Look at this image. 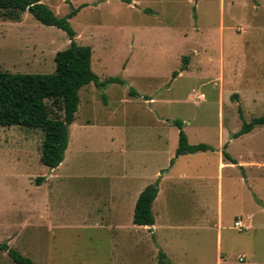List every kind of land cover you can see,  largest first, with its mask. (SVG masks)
I'll return each mask as SVG.
<instances>
[{
  "label": "rangeland",
  "instance_id": "rangeland-1",
  "mask_svg": "<svg viewBox=\"0 0 264 264\" xmlns=\"http://www.w3.org/2000/svg\"><path fill=\"white\" fill-rule=\"evenodd\" d=\"M41 1L60 17L74 11L68 20L76 40L92 47L93 70L101 80L117 76L123 83L80 89L56 172L41 162V128L0 126V219L7 198L15 204L13 219H24L19 210L32 202L41 216L29 218L58 219L55 229L42 224L32 255L21 239L11 247L38 264H157L153 248L177 264H237L242 254L245 264H264V125L234 136L264 115V0ZM69 45L65 30L29 11L21 21L0 15V70L53 73L56 53ZM132 88L140 95L132 96ZM177 119L191 144L213 150L177 158ZM157 180V219L197 225L181 231L166 221L170 229L159 231L158 246L135 247L127 221L120 239L128 238L116 245L115 224L102 219H132L128 206L137 189ZM4 253L0 264H16Z\"/></svg>",
  "mask_w": 264,
  "mask_h": 264
},
{
  "label": "trees",
  "instance_id": "trees-1",
  "mask_svg": "<svg viewBox=\"0 0 264 264\" xmlns=\"http://www.w3.org/2000/svg\"><path fill=\"white\" fill-rule=\"evenodd\" d=\"M25 11H29L41 23L65 30L70 45L56 53V70L53 73H16L0 70V126H27L41 128L44 139L41 147V162L49 168L58 167L64 159L69 144L70 125L76 118L80 102V89L90 83L104 86L107 83H123L117 76L101 80L93 70V50L76 40V31L69 22L71 12L66 17L58 16L41 0H0V15L12 21H21ZM178 72L175 71L174 75ZM132 96L140 94L132 88ZM179 128V142L176 157L198 151L213 150L207 143L191 144L183 129V121H174ZM257 125H264V115L244 123L234 136L248 133ZM224 157L232 163L237 161L224 151ZM173 158L171 163L174 162ZM43 177H38V184ZM159 191V180L148 184L140 193L134 210L133 222L138 225H153L155 215L152 203ZM16 264H38L8 243H0ZM165 253L160 252L157 264H163Z\"/></svg>",
  "mask_w": 264,
  "mask_h": 264
},
{
  "label": "crops",
  "instance_id": "crops-1",
  "mask_svg": "<svg viewBox=\"0 0 264 264\" xmlns=\"http://www.w3.org/2000/svg\"><path fill=\"white\" fill-rule=\"evenodd\" d=\"M130 1H131L130 3H132V1H134V0H130ZM135 5H136V7L140 8L144 12H148L150 14H156V12L158 13V11H156L151 6H143L142 4H140V5L135 4ZM176 77H177V75H175L174 80L176 79ZM73 124L74 123H72L70 125V127H69L70 130H71V126ZM70 130H69V137H70ZM68 146H69V144H68ZM66 151H67V149H66ZM198 152L199 153H205L206 151H198ZM175 153H176V151H175ZM182 155H184V154H182ZM63 162H64V160L61 162V164H63ZM61 164L59 166H61ZM235 164H237V163H235ZM222 165H225V163H221V166ZM57 168L58 167L51 168V171L54 170V172H56ZM178 177L180 179H184L185 175L179 174ZM33 178H34L33 176H29V182L30 183H34ZM163 178H164V175L161 174L160 180L163 181ZM160 183L161 182H159V191H158L157 197L155 198V200L152 203V210H153L154 215H156L155 216V222L153 225H138V224H135L133 222V215H134V210H135V205H136L137 199H138L140 193L147 186L148 182H145L141 186H139V188L137 189V191L135 193L134 200L131 201V203L128 206L129 209L131 210L130 213H131L132 219H126V220L125 219H111V221H110V219H102V221H104V223L112 222L115 224L113 226V228L115 230L114 231L115 236L113 237L114 238L113 241H116V239L119 238V240L116 241L117 242L116 245H123V244H121V242L123 240H127V238H128V236L125 235V238H123V240L120 239V237L122 236L121 231H123V228L121 227V225H123V223L125 224L127 221L129 222L130 227L132 229H134V231H135V233H134L135 238L133 239L134 240L133 243H134L135 247L138 245H143V244H148L147 246H153V247L158 246L159 245V239H160V236L158 234L159 231L163 230V232H165V230L170 229L169 227L167 229V227H166L167 225L165 224L166 221H169L170 223H175L174 225L179 227V229L181 231L186 230V229H191L190 227H192L193 225L194 226L197 225V223H198L197 219H192L191 222H188V221H190V219H157L155 207L158 204V201H160V199H161ZM35 184L41 185L42 182H41V184H38V182L36 181ZM219 186H220V182H219ZM14 206H15V204L11 203L8 198H7L6 203H3L2 216L0 219V237L3 238L4 240L6 239L7 240L6 242H8V244L10 243V246L13 245L15 240L21 239L22 240V250L26 251L25 252L26 255H32L29 250L31 248L34 250H36L38 248L39 244L36 241H38V239H39V231L42 229V227H44L42 224L51 225V229H55V228H57L55 226V224H56V221H58V219H31V218H29L31 213L33 214V217H35V218H37V217L40 218V216H41V211H39L36 202L29 203L28 207H26V204L23 203L22 208H21V210H19V212L24 219H13V215H14L13 210L15 208ZM28 209L30 211H28ZM206 220L208 223V219H206ZM237 221H240L242 224V228H239V226H236V224H235V227L237 229L242 230L243 228L246 227L245 223L241 219L236 220L235 223ZM130 222H133V223H131L132 225L130 224ZM212 223H213L212 219H209L208 224L211 226ZM177 224H179V225H177ZM213 225H216V222H214ZM181 236H184V234ZM219 237H220V234L218 233L217 238L219 239ZM144 241H146L147 243H144ZM4 251H6V250L0 249V256L1 257L5 254ZM153 251L156 253L157 257H158V255H160V252H164L166 255L165 259H167V264H177L175 259H173V257H171V255H169L165 249L160 248V250H158V248H156V249L153 248ZM241 256H243L242 260H240V258H239ZM239 257H238L239 263H237V264H245L247 261L246 259L248 257V254H242ZM222 258H223V256H220V259L223 262L224 259H222ZM158 260H159V257H158ZM163 264H164V261H163Z\"/></svg>",
  "mask_w": 264,
  "mask_h": 264
},
{
  "label": "built area",
  "instance_id": "built-area-1",
  "mask_svg": "<svg viewBox=\"0 0 264 264\" xmlns=\"http://www.w3.org/2000/svg\"><path fill=\"white\" fill-rule=\"evenodd\" d=\"M202 97H205V95L203 94ZM235 224H236V226H239V228H242V224L240 221H237ZM241 260H242V258H241Z\"/></svg>",
  "mask_w": 264,
  "mask_h": 264
}]
</instances>
